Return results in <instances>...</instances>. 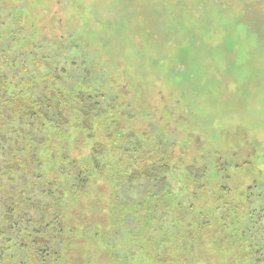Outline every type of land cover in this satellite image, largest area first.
<instances>
[{
    "label": "rangeland",
    "instance_id": "1",
    "mask_svg": "<svg viewBox=\"0 0 264 264\" xmlns=\"http://www.w3.org/2000/svg\"><path fill=\"white\" fill-rule=\"evenodd\" d=\"M2 79L69 124L0 130V264H264L220 208L262 204L264 0H0Z\"/></svg>",
    "mask_w": 264,
    "mask_h": 264
},
{
    "label": "trees",
    "instance_id": "2",
    "mask_svg": "<svg viewBox=\"0 0 264 264\" xmlns=\"http://www.w3.org/2000/svg\"><path fill=\"white\" fill-rule=\"evenodd\" d=\"M27 81L31 80V77L28 76ZM2 84V86H0V130L3 127L5 129V131L8 133V131H13L16 134V138H23L25 137L27 140L31 137V133L33 131H35V133L37 131H41V132H47L49 130H53L55 129V131H57L56 133L58 135H64L62 134V132H64L63 129V125H67L69 124V121L65 120L64 122H60V121H56L59 124L54 123L55 121L49 116L48 112H46L44 110L45 106H48L49 108L52 107L51 104H48L47 102L49 101V96L46 93L42 94L43 98H35L32 95V89L31 90H24V89H17L15 88V86H11L8 87V84L6 81H4L3 79L0 82ZM28 85H30V83H27ZM18 86V85H17ZM2 93V94H1ZM22 93H26L28 94V98L26 99H17V94L22 95ZM60 99H64L63 95H60ZM77 100H79L80 98L77 96L76 97ZM27 101L28 104L23 103L22 101ZM88 100H90L92 102L91 104V109H85L82 108L79 112L82 115L83 118H85V121L90 119L92 116V111H94V109H96V107L99 105V102H96L95 99L93 98V96H88ZM82 101H85V98L83 97ZM64 102V100H63ZM34 106H37L38 108H42L40 109V112L37 110H33ZM7 109V116H6V112H4L2 108ZM54 108V107H53ZM1 109H2V113L3 115H5L6 117H2L1 115ZM60 113V112H59ZM64 118V116H63ZM17 120V123H19V121H27V123L29 124V131L28 133L23 134L21 129L20 130H15L12 126L14 120ZM62 119V116L61 118ZM44 120V121H43ZM77 121V120H76ZM77 124H73L71 123V127H75ZM83 129H87L85 123L81 124ZM92 130V129H90ZM20 132V135H18V133ZM0 135H2V133L0 132ZM5 135V134H3ZM6 136V135H5ZM7 137V136H6ZM8 140L5 138L3 140H0V148L2 149H6V144L7 142H11L12 138L7 137ZM15 138V139H16ZM45 138L42 139V141L40 142V144H42L43 140ZM17 142V141H16ZM9 147V151L11 152V154H15L17 153V151L19 150L18 148L15 149L12 145H8ZM17 150V151H16ZM67 163V162H66ZM92 163L93 164H97L99 163V159L97 157H94L92 159ZM68 164H70L71 167H79L80 172L79 177L75 178V181L77 182L75 184V186L69 187V185L66 186L65 190H72L75 191L76 187L78 185H80L81 188H85L88 183L90 182V179L88 178L87 175H85V165L83 164V162L81 161V164H79L78 162H69ZM87 164V162H86ZM11 165L8 164V167H10ZM157 170V168L155 169ZM62 175H67L68 178H70V174L71 171L69 170H61ZM147 177V179L152 182V183H159L162 184L163 182H166V177L163 176L160 179L157 178L156 173L154 172V169H152L151 171H145V172H140V173H136L134 175H130L131 179L133 180H140L143 177ZM129 177V178H130ZM40 178V176H39ZM252 188V195L255 194L253 193V191L255 190L254 187ZM47 196H50L52 198L56 197H64V193L62 191V189L59 190H49L47 192ZM46 194V193H45ZM57 194V195H56ZM259 195H263L262 196V204L260 206L255 205L254 210L249 211V209L247 207H242V206H238L235 204H225L224 207H220L223 209V212L226 214H229L230 212L232 214H230L229 216H226V218H230V220H235L237 221L236 225L238 224H242V235L246 234L245 231V226H247V229L250 230L252 232L253 238L251 236L248 235L247 238H243L241 236H239L240 240L247 242H250V245L253 246V249L256 250L255 251V255L258 254L257 256V262H261L263 263L264 261V256H262L264 254V193H259ZM147 196L149 198L154 199L156 197V194L152 191H148L147 192ZM246 196H250L247 195ZM250 199V197H248ZM251 201V200H250ZM255 203H258V201L255 199L254 201H251V206H253ZM222 213V214H224ZM221 214V216H222ZM240 215V217L238 216ZM222 218V217H221ZM233 218V219H232ZM236 218V219H234ZM239 218V219H237ZM234 225V223H233ZM245 225V226H244ZM245 243V244H246ZM42 253H46L47 255H51L50 253H48L46 250H43ZM45 255V256H47ZM24 264V263H23Z\"/></svg>",
    "mask_w": 264,
    "mask_h": 264
}]
</instances>
